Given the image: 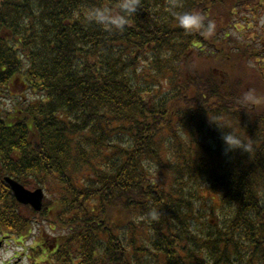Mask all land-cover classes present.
<instances>
[{"label":"trees","instance_id":"1","mask_svg":"<svg viewBox=\"0 0 264 264\" xmlns=\"http://www.w3.org/2000/svg\"><path fill=\"white\" fill-rule=\"evenodd\" d=\"M249 91L264 97V0H0V230L46 220L51 264H264ZM229 132L251 150L226 151ZM5 178L42 189V210Z\"/></svg>","mask_w":264,"mask_h":264},{"label":"clouds","instance_id":"2","mask_svg":"<svg viewBox=\"0 0 264 264\" xmlns=\"http://www.w3.org/2000/svg\"><path fill=\"white\" fill-rule=\"evenodd\" d=\"M122 7L128 9L129 12L135 11V4L133 2L124 3ZM91 16L105 18V13L104 11L97 9L91 13ZM177 20L179 26L184 29L186 33H191L204 28L205 31L202 34L205 36H211L215 28V25L212 22H209L205 28V25L203 24L204 17L198 12H186L179 14L177 16ZM112 22L116 25H123L125 23L124 19L121 17L112 19ZM240 103L242 106H259L264 104V97L253 95L252 91H249L243 94ZM223 140L227 146L226 151L242 150L244 152H249L251 150V145L245 143L234 132H229L223 137ZM151 215L153 218H156L155 212L151 213Z\"/></svg>","mask_w":264,"mask_h":264},{"label":"rangeland","instance_id":"3","mask_svg":"<svg viewBox=\"0 0 264 264\" xmlns=\"http://www.w3.org/2000/svg\"><path fill=\"white\" fill-rule=\"evenodd\" d=\"M250 19V14L249 17ZM239 24L236 25H241L244 24V22L242 21H238ZM241 23V24H240ZM250 37V34L247 36V38ZM243 38V37H242ZM240 38V39H242ZM244 39V38H243ZM19 97H21V94L18 93L17 94ZM14 99V98H13ZM19 99H14L13 101H8L6 103H2L1 107L5 108V109H12L14 104L18 102ZM36 218V217H35ZM40 224V222L38 223ZM45 225V226H44ZM53 227V225H52ZM51 227V228H52ZM42 231L40 232V234H37L36 231L35 233L33 232V235L31 236V238L26 239L25 241L22 242V240H20L23 244H21L20 241H17V239H11V240H7L6 239V244H2V246L0 247V264H32L30 263L29 260H33L35 261V263L38 264V262L40 260H43L40 264H51L50 259L48 258L47 261H44L47 257H45L44 255V259L41 256V252L39 250L37 254H33L31 252V247H35V242L37 239L39 240H47L50 241V239L52 240L55 236L54 233H59L58 231H53L50 230L49 225L47 222H44L43 226L41 225L39 227ZM57 230V229H56ZM47 253H49L47 251Z\"/></svg>","mask_w":264,"mask_h":264},{"label":"water","instance_id":"4","mask_svg":"<svg viewBox=\"0 0 264 264\" xmlns=\"http://www.w3.org/2000/svg\"><path fill=\"white\" fill-rule=\"evenodd\" d=\"M6 182L10 185L13 195L18 203L22 205H29L35 211H39L41 209L43 199V193L41 190L38 189L30 192L13 180L6 179Z\"/></svg>","mask_w":264,"mask_h":264}]
</instances>
